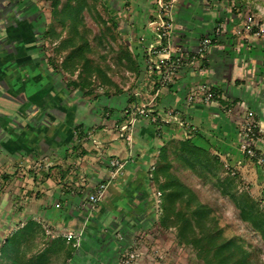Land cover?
Here are the masks:
<instances>
[{
	"label": "crops",
	"instance_id": "1",
	"mask_svg": "<svg viewBox=\"0 0 264 264\" xmlns=\"http://www.w3.org/2000/svg\"><path fill=\"white\" fill-rule=\"evenodd\" d=\"M109 1L140 62L132 89L84 92L39 56L14 57L12 72L0 73V242L41 225V264H119L127 250L148 251L158 218L152 174L172 141L190 137L218 155L264 205V165L241 149L249 113L264 129V38L239 1L179 0L172 54L181 48L185 59L146 115L136 107L154 93L144 55L159 0ZM207 36L206 54L190 58ZM209 88L219 96L208 99Z\"/></svg>",
	"mask_w": 264,
	"mask_h": 264
},
{
	"label": "rangeland",
	"instance_id": "2",
	"mask_svg": "<svg viewBox=\"0 0 264 264\" xmlns=\"http://www.w3.org/2000/svg\"><path fill=\"white\" fill-rule=\"evenodd\" d=\"M54 1L0 0V73L12 72L14 57L39 56L46 66L62 71L71 86L72 81L84 80L91 82L87 87H92L93 93L98 90L121 93L132 89L137 73L132 70L125 51L133 48L113 25L118 19L113 11L114 3L109 0H60V6L54 8ZM237 1L244 8L246 22L255 26L252 31L264 38V0ZM35 40L37 43L33 47ZM78 47L82 48L77 51ZM74 50L76 54H71ZM137 63L140 66V62ZM174 172L197 191L201 202L209 205L211 217L217 219L223 237L242 242L245 251L231 264H264V240L240 218L234 203L220 193L216 180L204 182L181 168ZM202 228H198V234L207 235L208 231ZM153 231L156 243L150 239L152 245L148 251L142 250L143 259L137 264H205L195 247L179 243L175 229L155 228ZM6 238L0 242V264H41V242H44L41 225L25 228L19 238L20 246L12 247L3 256L1 246Z\"/></svg>",
	"mask_w": 264,
	"mask_h": 264
},
{
	"label": "trees",
	"instance_id": "3",
	"mask_svg": "<svg viewBox=\"0 0 264 264\" xmlns=\"http://www.w3.org/2000/svg\"><path fill=\"white\" fill-rule=\"evenodd\" d=\"M59 6L60 0H55L53 7ZM113 23L116 28H119V22L116 19ZM259 25L260 23L257 24L258 27ZM81 48L78 47L76 50L79 51ZM77 51L74 50L71 54H76ZM125 54V57L130 59L132 70L139 74L141 69L134 51L129 49L125 51ZM127 58H124V62H127ZM98 71L101 69L98 68ZM90 83L84 80L72 81V86L84 92L93 93L92 87L91 89L87 87ZM160 86L159 83L155 84V88ZM178 168L190 171L204 182L216 180L220 193L234 203L240 212V218L260 233L264 240L262 201L257 199L249 189L243 187V179L238 173H233L218 155L197 146L190 137L172 141L163 146L160 158L155 164L152 177L161 199L158 206L157 228L175 229L179 243L195 247L198 250V256L204 260L205 264H231L238 254L245 251V247L238 239L223 237L222 229L217 227V219L211 217L212 209L208 204L201 202L197 191L174 172V169ZM210 220L216 223L207 225L206 222ZM198 228L206 229L208 234L199 235ZM23 232L18 231L6 238L1 246V255L5 256L12 247L20 246L19 238Z\"/></svg>",
	"mask_w": 264,
	"mask_h": 264
},
{
	"label": "built area",
	"instance_id": "4",
	"mask_svg": "<svg viewBox=\"0 0 264 264\" xmlns=\"http://www.w3.org/2000/svg\"><path fill=\"white\" fill-rule=\"evenodd\" d=\"M179 0H159L158 19L155 21V40L145 47V65L147 73L150 76V83L152 93L150 100L145 101L136 107L139 115H146L148 110L155 103L159 88H155V84L159 83L162 87L167 86L175 81V74L185 59L184 51L178 49V54H172V37L174 35V11L177 7ZM249 29H253L250 24H247ZM214 39L211 36L203 38L201 45L196 54L190 58L196 59L197 55H205L208 47L213 43ZM206 97L208 99H214L219 96L217 91L213 89H207ZM139 93H135V96H139ZM170 116L177 114L174 110H170ZM169 116V117H170ZM136 120L134 116L133 122ZM165 121V119H163ZM129 128V125L122 126V130ZM243 131L248 138V141L243 142L241 145L242 151L251 159H256L257 163L264 165V155H260L255 147L257 141L263 140L264 129L256 122L253 117V113H249L243 122ZM264 141V140H263ZM113 164H120L118 161ZM229 169L235 173V170L229 164ZM98 196L93 194L90 196L91 201L98 200ZM161 203L160 192H157V205ZM69 238L78 237L75 233L70 232L66 235ZM143 256L141 250H127L120 258L119 264H137V261Z\"/></svg>",
	"mask_w": 264,
	"mask_h": 264
}]
</instances>
